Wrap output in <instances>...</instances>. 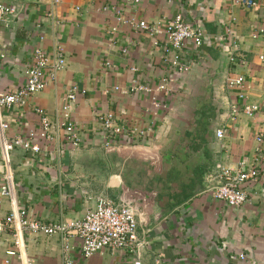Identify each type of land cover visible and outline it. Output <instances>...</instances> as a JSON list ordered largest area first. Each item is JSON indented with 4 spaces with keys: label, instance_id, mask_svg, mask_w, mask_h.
<instances>
[{
    "label": "crops",
    "instance_id": "0c3cea01",
    "mask_svg": "<svg viewBox=\"0 0 264 264\" xmlns=\"http://www.w3.org/2000/svg\"><path fill=\"white\" fill-rule=\"evenodd\" d=\"M235 1L0 0L17 11L8 25L0 22V93L23 84L36 48L52 55L59 45L66 57L54 83L25 107L2 110L7 139L37 131L35 108L52 123L62 120L67 90L78 89L67 113L78 132L76 145L60 131L38 153L10 154L17 206L35 220L65 223L101 199L126 195L138 213L141 264H264V175L245 185L241 208L206 190L220 169L255 166L264 152L256 139L264 131V0L251 9ZM177 13L204 32L199 48L189 45L179 54V62L190 66L185 74L172 68V54L162 52L163 35L154 46L146 32L116 21L120 14L162 28ZM239 77L241 88L227 85ZM136 85L148 92L132 91ZM243 103L258 111L232 115L231 106ZM101 116L141 131L138 147L119 142L104 150ZM9 210V200L0 199V214ZM23 242L34 264H63L59 236L28 234ZM70 246L72 264L134 261L109 250L84 259L75 240ZM11 247L10 236L0 235V264H20L5 256Z\"/></svg>",
    "mask_w": 264,
    "mask_h": 264
},
{
    "label": "built area",
    "instance_id": "2783aa9c",
    "mask_svg": "<svg viewBox=\"0 0 264 264\" xmlns=\"http://www.w3.org/2000/svg\"><path fill=\"white\" fill-rule=\"evenodd\" d=\"M133 3H138V0H133ZM235 4L247 9L256 6L255 0H236ZM16 16L17 11L12 5L0 3V22L8 25ZM116 21L119 25L146 32L154 38V46H159L156 36L163 35L165 41L160 48L164 54L173 55L172 68L180 74L188 73L190 66L179 62V54L185 52L189 45L195 50L203 43V29L185 21L181 13L175 14L172 20L165 23L162 28L150 25L144 20L128 19L120 14L117 15ZM233 48V51L237 49L235 42ZM233 51L229 55L230 62L235 61ZM260 59L263 60V57ZM65 65L66 57L59 45L55 46L52 55L36 48L33 51L31 63L24 71L23 84L12 92L0 93V199L6 198L10 203L9 212L6 215L0 214V235L7 234L12 240V247L5 251V256L18 258L20 264H34L33 260L25 256L23 235L40 234L47 237L59 236L63 264H72L69 256L71 240L78 243L80 256L84 259L105 250L122 251L134 258L133 264H141L139 258L143 242L138 239L136 211L126 195H122L116 202L101 199L95 208L87 211L82 218L65 223H44L41 220H35L25 209L16 204L10 154L16 149L38 153L52 142L60 131L66 134V139L71 144L76 145L78 132L74 124L69 121L67 113L76 101L78 89L72 86L67 90L64 97V118L58 122L52 123L42 109L35 108L34 112L38 116L37 131H29L26 138L18 135L7 139L5 134L9 125L2 118V110L25 107L31 96L42 92L56 81L57 75L65 68ZM243 82L244 79L239 77L228 80L227 85L241 88ZM131 90L148 92L146 88L138 85ZM237 99L242 102L245 98L242 93H239ZM239 111L250 117L258 111V107L248 104H244L241 108L236 104L231 106L232 115ZM99 121L102 124L104 150L113 149L119 142L138 147V137L142 135L141 131L114 125L109 116H101ZM223 136V131L219 129L216 132V137L222 139ZM256 139L259 143L264 142V131L260 132ZM256 164L244 169H220L216 176V183L206 189L208 194L212 199L223 202L232 208H241L247 202L245 185L264 175V152L259 153ZM5 263L9 264V261L5 260Z\"/></svg>",
    "mask_w": 264,
    "mask_h": 264
},
{
    "label": "water",
    "instance_id": "95a60500",
    "mask_svg": "<svg viewBox=\"0 0 264 264\" xmlns=\"http://www.w3.org/2000/svg\"><path fill=\"white\" fill-rule=\"evenodd\" d=\"M136 151H141V152H147V150L146 149H142V148H136ZM209 186H207V188H208ZM206 188V189H207ZM136 211V210H135ZM136 219H137V221H138V213L136 212Z\"/></svg>",
    "mask_w": 264,
    "mask_h": 264
}]
</instances>
